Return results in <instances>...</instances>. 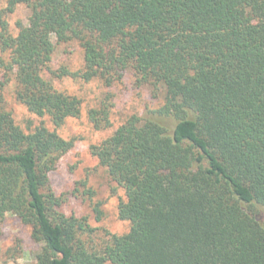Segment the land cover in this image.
<instances>
[{
  "label": "trees",
  "instance_id": "1",
  "mask_svg": "<svg viewBox=\"0 0 264 264\" xmlns=\"http://www.w3.org/2000/svg\"><path fill=\"white\" fill-rule=\"evenodd\" d=\"M6 2L31 14L0 35V92L13 83L39 121L23 128L0 93V237L14 215L41 247L36 264H264V0ZM72 42L83 67L53 69ZM129 72L161 104L91 146L129 224L92 249L88 220L66 215L51 183L75 145L59 131L84 112L54 80L112 89ZM111 101L87 111L95 130L113 127Z\"/></svg>",
  "mask_w": 264,
  "mask_h": 264
},
{
  "label": "rangeland",
  "instance_id": "2",
  "mask_svg": "<svg viewBox=\"0 0 264 264\" xmlns=\"http://www.w3.org/2000/svg\"><path fill=\"white\" fill-rule=\"evenodd\" d=\"M6 0H0V35L8 26L9 32L17 34V24L27 23L30 10L20 5L15 12H6ZM1 41V40H0ZM53 69L68 66L73 70L83 67V50L76 42L59 45L54 56ZM51 79L50 76H48ZM5 83L4 74L0 71V84ZM54 85L61 91L77 95L84 101L83 116L71 119L60 129V134L66 139H74V148L66 154L51 174V183L58 196L65 195L68 199L62 211L70 216L86 218L92 234L84 236V240L92 249H100L109 240L108 233L123 235L128 232L129 224L118 218V204L124 191H114L115 185L96 157L91 154V146L110 138L116 129L132 115H141L146 108L161 104L154 98L153 91L148 87H139L131 72L127 73L125 83L112 89H107L99 80L90 83L74 81L70 78L54 80ZM8 109L23 128L30 122L38 123L39 119L28 112L24 105L15 97V86L7 83L0 92ZM111 96L113 127L106 130H95L87 118V111L99 107L101 101ZM47 124L50 123L47 121ZM87 182V187L83 184ZM86 189L94 192L90 199L84 194ZM99 206L101 214L94 209ZM40 245L31 237V229L25 226L14 215L7 216L2 226L0 237V264H36V255Z\"/></svg>",
  "mask_w": 264,
  "mask_h": 264
}]
</instances>
